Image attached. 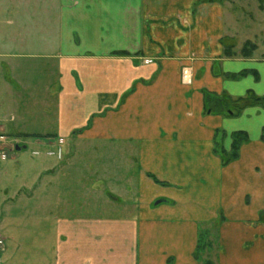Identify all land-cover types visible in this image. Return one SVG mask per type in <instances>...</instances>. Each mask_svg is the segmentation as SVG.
<instances>
[{
    "label": "crops",
    "instance_id": "1",
    "mask_svg": "<svg viewBox=\"0 0 264 264\" xmlns=\"http://www.w3.org/2000/svg\"><path fill=\"white\" fill-rule=\"evenodd\" d=\"M225 2L0 0V58H11L0 62L3 86L30 99L23 114L43 103L61 131L65 79L69 127L86 125L77 138L122 145L124 160L110 171L104 164L97 180L81 179L76 187H93L86 204L95 211L57 217L47 249L35 240L34 254L23 228L1 220L0 264H201L212 238L214 264H264V108L227 109L248 92L264 97V15L257 27L242 24ZM246 41L256 45L249 57L239 55ZM182 66L191 68V84L182 82ZM34 72L40 80L29 83ZM237 131L248 140L223 165L215 145L229 152ZM110 153L100 156L110 161ZM113 202L118 217L105 211ZM201 233L209 246L196 258Z\"/></svg>",
    "mask_w": 264,
    "mask_h": 264
},
{
    "label": "rangeland",
    "instance_id": "2",
    "mask_svg": "<svg viewBox=\"0 0 264 264\" xmlns=\"http://www.w3.org/2000/svg\"><path fill=\"white\" fill-rule=\"evenodd\" d=\"M259 1L226 0L225 5L227 13L234 16L237 22L257 27L262 24L261 17L264 15V12L261 13L264 2L260 7ZM4 35L5 30L1 29L0 39H4ZM243 35L245 34L241 32L239 37ZM10 59L0 58V62H10ZM30 63H33V66H39L33 61ZM69 71L63 67V75H67ZM72 73H75V70ZM38 77V72L29 74V83H36L40 80ZM7 78L8 72L0 63V125L6 128L4 134L6 140L0 146V221L3 220L11 227L20 225L23 228L22 233L29 238L28 247L33 248L35 254V240L39 242L40 247L49 248V242L56 230L54 228L57 217L95 211L86 204L90 202L87 200V195L93 187L87 190L86 187L76 186L79 185L81 179L89 182L97 180L103 174V165L107 162L111 164L108 165L110 168L107 166L108 171L123 164L124 160L119 155L123 147L118 144L92 145L80 142L77 135L86 129V125L69 127V114L64 111V108L73 101L68 95L69 89L65 79L61 82L64 91L62 97L55 96L56 102L59 98L63 105L62 124L65 127H62L60 131L53 119L54 115L50 116L47 113L44 115L42 112L45 105L43 103L31 104L33 112L24 115L23 111L31 103L30 99L26 95L23 97L21 92L19 96L14 97L8 94L3 86ZM64 84H66L65 87ZM14 99L17 100L15 104H13ZM16 103H19V107ZM13 116L15 119H11ZM87 125H89L88 122ZM13 127L21 134L7 135L8 130L12 132ZM59 131L62 132V137L59 136ZM45 136L50 137L47 139ZM70 137H72L71 140ZM16 145L20 147L19 150L15 149ZM107 152H111L110 156L113 157L110 161L103 160L100 156ZM114 173L117 174V170ZM104 177L106 178L107 175ZM120 177L122 179V176ZM112 188L117 191L119 187ZM123 194L128 201L129 194ZM133 195V193L130 194V196ZM157 201H153L152 205ZM69 202L70 204L66 205ZM109 204L111 208L105 209L106 213L111 217L120 216L121 205H116L115 202ZM76 205L79 208L74 209ZM0 230L1 236L4 237L5 231L1 227ZM45 234L50 236L43 243L41 237ZM211 234L214 237V230ZM210 243L212 250L208 252L209 255L206 253V256L208 255L207 257L213 261L215 240L210 239ZM45 251L47 253V250Z\"/></svg>",
    "mask_w": 264,
    "mask_h": 264
},
{
    "label": "trees",
    "instance_id": "3",
    "mask_svg": "<svg viewBox=\"0 0 264 264\" xmlns=\"http://www.w3.org/2000/svg\"><path fill=\"white\" fill-rule=\"evenodd\" d=\"M260 7L262 5V3L264 2V0H260ZM264 42V39H263ZM256 49V45L250 41H246L240 51H239V55L243 56V57H249L253 54V52ZM244 74V73H242ZM206 98L210 100H214L216 102H222L224 104H228L226 103V101H228V97L223 94L221 96H212L208 93H205ZM230 100V99H229ZM230 106L227 105V109H229V112L232 115L237 114L241 109H243L246 106H261L264 108V97H258L256 95H254L251 92H248L244 97H239L237 99L231 100L230 101ZM206 109H209V107H207ZM38 137V136H36ZM248 140V137L246 135L245 132L243 131H237L234 132L232 134V142H231V148L229 152H225L224 149L222 148L221 144L217 142V145H215V152L217 153V155H219L221 162L223 165L228 164L229 162L235 160L238 157V152L240 149V146L246 142ZM261 140L264 142V128L262 130V134H261ZM150 176V175H149ZM160 184H164L163 182H159ZM166 201V200H163ZM169 202V201H166ZM264 215V212L260 213V217H262ZM209 243L207 241V239L205 238V233H201L199 235V240L194 252V257L198 258V256L200 255V253L202 251H204L206 248H208ZM201 264H212V261L210 259H204L201 261Z\"/></svg>",
    "mask_w": 264,
    "mask_h": 264
},
{
    "label": "built area",
    "instance_id": "4",
    "mask_svg": "<svg viewBox=\"0 0 264 264\" xmlns=\"http://www.w3.org/2000/svg\"><path fill=\"white\" fill-rule=\"evenodd\" d=\"M181 80L184 84H190L192 81V71L189 66H183L181 68ZM6 140L4 134L0 133V146H2L3 142ZM5 247V239L0 235V253L4 250Z\"/></svg>",
    "mask_w": 264,
    "mask_h": 264
},
{
    "label": "water",
    "instance_id": "5",
    "mask_svg": "<svg viewBox=\"0 0 264 264\" xmlns=\"http://www.w3.org/2000/svg\"><path fill=\"white\" fill-rule=\"evenodd\" d=\"M15 149H16V150H19L20 147H19L18 145H16V146H15ZM159 202H160V201H157L155 204H158Z\"/></svg>",
    "mask_w": 264,
    "mask_h": 264
}]
</instances>
